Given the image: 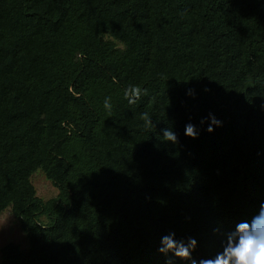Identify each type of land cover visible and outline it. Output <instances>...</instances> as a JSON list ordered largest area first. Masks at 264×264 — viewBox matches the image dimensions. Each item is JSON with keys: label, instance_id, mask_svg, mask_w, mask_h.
<instances>
[{"label": "trees", "instance_id": "trees-1", "mask_svg": "<svg viewBox=\"0 0 264 264\" xmlns=\"http://www.w3.org/2000/svg\"><path fill=\"white\" fill-rule=\"evenodd\" d=\"M261 201L264 0H0V214L27 241L1 264H188L162 235L214 255Z\"/></svg>", "mask_w": 264, "mask_h": 264}, {"label": "clouds", "instance_id": "clouds-1", "mask_svg": "<svg viewBox=\"0 0 264 264\" xmlns=\"http://www.w3.org/2000/svg\"><path fill=\"white\" fill-rule=\"evenodd\" d=\"M207 90V89H205ZM144 90L139 86H130L124 90V97L128 102L134 103L139 99ZM191 94V92L189 93ZM103 107L110 112L112 108L111 97L104 98ZM209 121L206 131L211 133L214 126H221V121L214 114L209 113L206 118H202L200 123ZM184 135L195 139L199 135L196 125L187 123L184 126ZM165 141L173 144L178 142L177 134L171 128L163 130ZM214 232L220 233V249L214 255L207 257H193V252L197 247L195 237L176 238L175 232H169L161 236L158 252L168 257L171 253L173 257L187 261L188 264H264V201L259 204V209L249 219H242L234 224L227 231L215 228ZM166 264H173L172 259H166Z\"/></svg>", "mask_w": 264, "mask_h": 264}, {"label": "rangeland", "instance_id": "rangeland-1", "mask_svg": "<svg viewBox=\"0 0 264 264\" xmlns=\"http://www.w3.org/2000/svg\"><path fill=\"white\" fill-rule=\"evenodd\" d=\"M31 183L36 191V196L41 200L46 201L57 197V190L42 172L36 171L31 177ZM8 244L17 245L21 249L27 248L26 237L20 229L19 221L13 217L9 209L0 214V251Z\"/></svg>", "mask_w": 264, "mask_h": 264}]
</instances>
